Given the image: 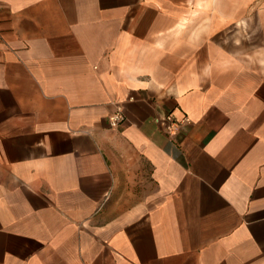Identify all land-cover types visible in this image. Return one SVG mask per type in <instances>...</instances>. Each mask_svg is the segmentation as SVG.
<instances>
[{
  "label": "crops",
  "instance_id": "0c3cea01",
  "mask_svg": "<svg viewBox=\"0 0 264 264\" xmlns=\"http://www.w3.org/2000/svg\"><path fill=\"white\" fill-rule=\"evenodd\" d=\"M0 264H264V0H0Z\"/></svg>",
  "mask_w": 264,
  "mask_h": 264
},
{
  "label": "built area",
  "instance_id": "2783aa9c",
  "mask_svg": "<svg viewBox=\"0 0 264 264\" xmlns=\"http://www.w3.org/2000/svg\"><path fill=\"white\" fill-rule=\"evenodd\" d=\"M126 117L124 115L123 109L118 107L115 112H113L110 117V125L112 128H119L122 123L125 121ZM166 119V133L169 136H176L181 129V126L187 123L188 118H184L182 120H178L172 116V114H168L165 117Z\"/></svg>",
  "mask_w": 264,
  "mask_h": 264
}]
</instances>
